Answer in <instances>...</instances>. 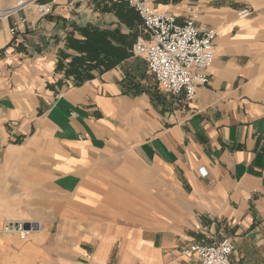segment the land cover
<instances>
[{"label": "crops", "instance_id": "0c3cea01", "mask_svg": "<svg viewBox=\"0 0 264 264\" xmlns=\"http://www.w3.org/2000/svg\"><path fill=\"white\" fill-rule=\"evenodd\" d=\"M121 3L59 0L43 17L0 19V227H42L1 247L43 260L56 225L57 241L97 239L90 264H197L180 250L224 238L232 264H264V0L154 1L178 23L197 8L196 25L218 32L192 102L157 88L132 52L142 23H124ZM86 26L129 56L70 73L81 54L68 42Z\"/></svg>", "mask_w": 264, "mask_h": 264}, {"label": "built area", "instance_id": "2783aa9c", "mask_svg": "<svg viewBox=\"0 0 264 264\" xmlns=\"http://www.w3.org/2000/svg\"><path fill=\"white\" fill-rule=\"evenodd\" d=\"M126 3L141 20L146 38L138 40L132 52L146 63L148 72L153 76L159 90L173 96H183L186 102L195 99L199 87L209 82L207 69L214 60V45L218 32L213 28L199 27L196 18L199 10L186 8V18L178 23L175 16L157 11L153 7L155 0H115ZM59 0H15L7 7H0V19L8 18L21 11L35 10L40 16L48 15ZM249 8L238 12V17L252 15ZM20 21L24 23L25 18ZM12 38L17 36V28L9 30ZM201 176L206 173L200 170ZM38 229L37 224L8 222L4 232H17L20 239H25L30 232ZM181 255L195 257L197 264H232V242L224 238L215 244L196 242L183 247Z\"/></svg>", "mask_w": 264, "mask_h": 264}, {"label": "trees", "instance_id": "16d2710c", "mask_svg": "<svg viewBox=\"0 0 264 264\" xmlns=\"http://www.w3.org/2000/svg\"><path fill=\"white\" fill-rule=\"evenodd\" d=\"M117 9L116 13L127 25L134 22L141 23L136 12L126 3L122 2ZM79 31L84 40L71 38L68 42L71 49L81 54L80 57L71 60L70 73L76 74L79 68L83 67L85 69L101 67L107 70L129 56L126 49L128 43L125 40H123L121 48L113 46L111 43V38L114 36L113 32L88 26L81 28ZM82 80L81 78L80 81Z\"/></svg>", "mask_w": 264, "mask_h": 264}, {"label": "rangeland", "instance_id": "374dc122", "mask_svg": "<svg viewBox=\"0 0 264 264\" xmlns=\"http://www.w3.org/2000/svg\"><path fill=\"white\" fill-rule=\"evenodd\" d=\"M25 224H37L38 225V229H36L37 231L38 230L40 231L42 228L41 224L37 222L25 223ZM3 226L0 227V240L4 235H11V234H16L18 239H20L17 232L14 231L4 232ZM55 226L56 225L52 226L49 233V239L43 244L41 248L42 249L41 252L43 256H45L43 260L39 258L31 257L30 255L20 256L19 253H16L7 247L5 248L1 247L0 245V264H90L91 261L90 257L93 248L95 246V243L97 242V239L96 240L93 239L89 245H84L80 240L82 234L72 239L74 235H70L68 233L62 236L60 235L62 240L57 241L56 238L58 237L57 235L58 229ZM32 232H30L25 239H20V240L22 241L26 240L31 234H33ZM0 244H2V242H0ZM78 247L85 250V252H81V251L79 253L73 252L74 248H78ZM233 252H234V248H233Z\"/></svg>", "mask_w": 264, "mask_h": 264}]
</instances>
